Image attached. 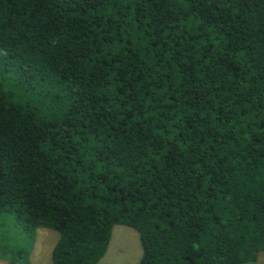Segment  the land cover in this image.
<instances>
[{"label":"trees","instance_id":"1","mask_svg":"<svg viewBox=\"0 0 264 264\" xmlns=\"http://www.w3.org/2000/svg\"><path fill=\"white\" fill-rule=\"evenodd\" d=\"M97 264L264 252V0H0V214ZM6 264H30L26 253Z\"/></svg>","mask_w":264,"mask_h":264},{"label":"rangeland","instance_id":"2","mask_svg":"<svg viewBox=\"0 0 264 264\" xmlns=\"http://www.w3.org/2000/svg\"><path fill=\"white\" fill-rule=\"evenodd\" d=\"M57 234L48 228H36L32 238H27L22 226L9 213L0 214V248L8 255L20 251L26 253L30 264H51L50 250ZM140 246L136 232L123 225H114L103 257L97 264H137ZM0 264H6L0 258ZM245 264H264V252H259L256 260Z\"/></svg>","mask_w":264,"mask_h":264}]
</instances>
